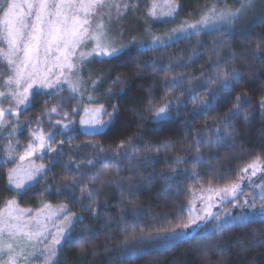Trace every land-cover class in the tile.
I'll return each instance as SVG.
<instances>
[{
	"label": "snow or ice",
	"instance_id": "snow-or-ice-1",
	"mask_svg": "<svg viewBox=\"0 0 264 264\" xmlns=\"http://www.w3.org/2000/svg\"><path fill=\"white\" fill-rule=\"evenodd\" d=\"M130 4L138 10L139 5L132 4V0H0V74L7 73L6 77L0 78V138H3L5 132L8 137H14L22 131V125L9 124L8 117L18 118L20 114L26 113L32 106L33 97L40 95L51 99L61 93H69L37 118L36 128L31 130L29 142L22 153H19V141L13 143L9 139L5 145L4 158L0 163L15 164L6 173V178L7 190L15 192L16 196L27 195L41 185V192L54 189L55 195L64 196L73 203L80 202L82 208H89L94 203L97 189L88 181H100L102 184L113 182L112 179L104 180V176H109L107 171L102 174L100 171L82 169L81 164L75 163L70 156L64 167L71 175L63 177L62 185L57 187L48 179L51 167L36 164L33 159L42 160L47 156L49 165H52L65 155L64 145H70L73 133L77 132L73 115L79 114V107H73L69 113L62 111L61 104L65 100L82 97L87 92L84 87L86 83L90 82L92 90L96 91L105 82L103 78L91 79V73L89 81L84 80L81 72L88 64L120 61L129 54L130 47L136 48L137 55L162 53L176 42L200 36L202 32L231 34L242 17L253 11L258 4L264 7V0H235L237 6L226 4L224 7H220L217 0V3L198 13L200 18L195 23L182 21L164 36L153 35L144 42H138L133 37L129 44H124L117 42L111 34V25L127 13ZM180 10L178 0H150L145 22L173 23ZM253 56L264 61V54L259 48L253 52ZM144 64L157 71L163 67L156 57H150ZM210 69H214V74L208 77L207 83L215 85L214 90L204 85L195 86L193 81L199 78H189L186 73L171 77L165 74L164 87L170 92L182 88L183 99L172 96L160 106L153 104L150 108L153 122L160 125L172 119L174 106L186 108L191 104L193 112L207 115L221 99L231 105L218 118H213L212 127L199 129L192 134L196 155L177 156L173 161L177 166L187 164L189 159L194 165L203 163L204 157L200 154L199 145L206 143L209 148L213 143L222 145L231 136L227 129L233 126L234 119L240 117L241 113L245 122L252 117V113L244 107L251 103L247 93L233 95L234 90L242 85L244 74L236 67L229 68L219 62L210 65ZM204 75L201 73V76ZM123 82L120 77L111 81L112 84ZM108 94H111V89ZM88 99H93L91 94ZM47 102L45 100V104ZM258 107L264 118V94L259 99ZM118 113L117 106H113L111 112L103 105L85 106L83 114L79 116L81 134L92 137L103 134ZM53 114L60 118L53 122ZM44 116L48 118L47 125L43 123ZM25 123L31 127L32 121ZM45 127L52 130L46 132ZM132 139L139 137H129L128 141ZM128 141H121L108 152L102 145L91 141L74 147L96 149L92 159L82 161L96 168L109 163L118 164L119 159L131 160L138 149L135 145L129 149ZM161 147L171 150L165 143L146 147L145 151H160ZM187 171V168L181 169V172ZM258 173L264 174V159L259 155L240 168L236 179L223 187L209 186L190 191L187 207L181 209L182 216L186 213L187 218L178 217L175 227L147 235L141 229L137 236L134 226L132 239H147L159 247H171L195 233L207 232L209 223L212 224V230L220 233L256 216L264 218V180L256 183L252 179ZM189 175L195 179L200 177V173L195 170ZM162 179L173 181L171 175ZM245 180L248 182L246 186L252 191L241 199ZM77 190L79 196L76 195ZM197 200L202 205L199 208L196 206ZM257 201L260 202L259 206ZM225 203L239 211L233 214L231 210L222 207L220 211H213ZM97 214L98 210L93 209V216ZM80 222L81 217L72 213L64 204L53 207L43 203L33 215V209L19 207L15 198L6 200L0 207V264H60L58 253L61 249L91 239L84 232L74 235L75 227Z\"/></svg>",
	"mask_w": 264,
	"mask_h": 264
},
{
	"label": "trees",
	"instance_id": "trees-1",
	"mask_svg": "<svg viewBox=\"0 0 264 264\" xmlns=\"http://www.w3.org/2000/svg\"><path fill=\"white\" fill-rule=\"evenodd\" d=\"M179 1L181 10L177 16V21L184 18H195L199 10L206 7L211 1L213 2V0ZM144 2L146 0H134V3L139 5L138 13L147 10L148 6ZM177 21L156 24L153 30L161 33L165 32ZM188 45L195 50L193 52L189 49L186 50L189 61L184 67H181V71L186 72V74L192 75V73L194 74L195 71L199 70L214 72V69H210V65L219 62L229 68L236 67L249 73L254 82L264 85L262 76L264 61L253 56V52L257 51L258 48L264 54V7L261 5L258 4L240 23L237 22L231 34L226 35L221 32L201 33L200 36H192L189 39L178 41L168 50L172 51L174 56L177 57L179 51L185 49ZM156 54V52H149L146 55H140L143 58L142 61L135 62L137 53L133 51L122 61L127 64V67L121 68L117 62L106 64L102 68V74L108 75V77L111 75L110 80H113L116 76L124 77L129 80L133 88L143 89L148 97L151 95L155 101L162 102L165 95L172 93L164 87V76L165 74L169 76L170 71H173V69L165 72H151V70L145 68L143 60L155 57ZM141 76L147 77L149 81L146 82ZM99 91H104V87L99 86ZM100 96L102 95L98 97L102 99L103 97ZM125 97L130 98L131 101V104L127 105L130 107L131 115L128 113L126 115L129 118L131 117L134 122L133 126L136 128V134H138L143 146L158 145L164 139L171 140L170 136H166L160 141L152 139L150 132L154 125L151 120H146L143 97L137 96L129 90L125 93ZM43 102L42 96L33 97L32 106L26 113H23V116H26L27 113L30 115L40 113L45 105ZM128 122V119H126L121 124L127 123L128 126H131ZM23 134H25L24 130ZM238 134L239 136L235 134L236 138L239 137L240 140L241 137L245 138L242 131L239 133L238 130ZM256 135H263L264 138L263 127L257 130ZM3 140L4 138H0V147ZM253 141L255 142L256 139L246 140L248 144L254 146ZM83 142V140H76L71 142L70 145H64L65 155L52 165H49L48 158L44 159L51 167V172L48 173L49 180L59 187L63 183V177H70L71 174L64 165L71 156L75 163L81 164L82 169L100 171L102 174L107 171L109 176H104V180L112 179L113 182L102 184L100 181L94 183L88 181L97 189L94 203L89 208H82L80 202L73 203L64 196L53 195V202L66 204L76 215L81 217V222L77 224L78 229H76L91 237L90 241L82 242L85 247L84 250L80 248L63 250L61 253L62 264H264V242H259L264 240V218L262 217L249 219L228 227L220 233H216L214 230L195 233L187 238L178 250L174 247L140 250L142 241L132 239L134 226H136L135 234L137 236L140 235L141 229L147 235L148 233L163 232L175 227L178 217L187 218L186 213L183 216L181 214V209L186 208L185 199L171 201L164 207L162 205H148L143 194L149 189L147 168L152 162L155 163L154 160L151 162V158L147 155L137 153L131 160L119 159L118 164L109 163L91 168L82 165V161L88 154H91L92 149L83 146L79 149L74 147ZM128 143L130 145L134 142L128 141ZM99 144L105 148L106 152L116 146H108L103 142H99ZM257 148L262 147L256 146ZM109 159L111 158L109 157ZM157 161L160 162L159 159ZM75 163L73 167H75ZM216 163H218V160ZM162 164L159 163L157 169ZM8 167L7 164L0 163V207L6 200L13 198L20 204L36 206L41 200V193L37 188L22 197H18L15 192L7 190L8 184L5 173ZM164 167L161 169L165 170ZM224 181H231V178ZM107 189L111 190V194L113 193L110 198ZM76 195H80L78 190ZM105 199L109 200L110 205L100 207L98 214L93 216L94 206ZM107 219L112 221L110 226L105 223ZM126 240L128 243L134 241L131 247H126L128 245V243H125Z\"/></svg>",
	"mask_w": 264,
	"mask_h": 264
},
{
	"label": "rangeland",
	"instance_id": "rangeland-1",
	"mask_svg": "<svg viewBox=\"0 0 264 264\" xmlns=\"http://www.w3.org/2000/svg\"><path fill=\"white\" fill-rule=\"evenodd\" d=\"M179 4L180 1L178 0ZM146 3V2H144ZM148 3H150V0L146 3L148 6ZM213 3H217V0L211 1L209 4H207L206 7L203 9L211 6ZM132 4L134 3V0H132ZM235 5V0H219V6L224 7L225 5ZM130 4L129 9L127 13L118 21H114L111 25V34L115 36L117 42H123L124 44H129V42L132 40L133 37L136 38L138 42H144L151 38L153 35H159L164 36L168 34L171 29L176 28L180 25L182 21H187L188 23H195L200 17L198 13L203 10H199L193 19H181L177 21V17L175 20L177 21L176 24H173L170 29H168L165 32H156L153 30L154 25L156 24H162V23H152L151 21L145 22L146 14L148 12L147 10L143 13H138L137 9ZM250 13V12H249ZM248 13V14H249ZM247 14V15H248ZM242 17L238 23L242 21V19L247 17ZM120 33H123V36H120ZM207 33V32H202ZM177 43V42H176ZM175 43V44H176ZM198 44V43H197ZM190 50L193 52L195 49H193L192 46L185 47V49L180 50L177 57L174 56L172 51L167 49H164L162 53H157L156 58L158 59L159 63L163 65V67L160 68L159 71L154 70L150 65L145 66L144 62L147 61L146 59L143 60V66L145 68L151 70V72H165L170 71L173 69V71H170V77L178 75L180 73H186L181 71V67H184L189 61V58L187 57L188 54L186 53V50ZM133 51H136L135 47H130L129 54ZM128 54V55H129ZM126 55L122 60L120 61H113L117 62L121 68L127 67V64L123 63L122 61L128 57ZM143 58L140 57V55H137L135 58V62H138L139 60L142 61ZM117 64V65H118ZM106 64H99V63H93L88 64L86 66V69L81 72V76L84 78L85 81H89V74L91 73V79L96 80L103 78L104 83L100 84V87H104V91H99V86L96 89V91H93L91 88V84L86 83L84 87L87 89V92L82 96H77L76 100H65L61 104L62 111H67L71 113L73 107H79V114L73 115V120L75 123V127L77 129L76 133H73V141H79L83 140V143H79V145H84L85 143L91 141L94 144H99V142L105 143V145L112 146L117 145L121 141H128L129 137H138V134H136V128L133 126V121L131 120V117L129 118L126 113L131 115L130 107L127 105L131 104L130 98H127L125 96V93L127 91H131L132 93L136 94L137 96L143 97L144 101V107H145V116L146 120H151V123H153V129L151 130V136L152 139L160 141V139H163L166 136H170L171 140H163L161 144L158 145H152L149 147L159 146L167 143L171 150L167 148L161 147L160 151H145V148L147 146H143V143L140 139H132L129 142H134L129 145V149L131 145H135L138 149L137 153H143L155 161V163L152 162V164H149L148 166V176H149V189L144 192L143 196L145 198V202L149 205H162L163 207L166 206L171 201H180L185 199L186 207L189 200V192L195 189H199L201 187L207 188L209 186L220 188L223 187L226 183H230L231 181L236 179V174L238 170L242 167H244L246 164L250 163L252 160L256 158L257 155L261 156L262 159H264V138L263 135H256V132L259 128L264 129V118L261 117L260 109L258 107L259 99L262 94H264V85L254 82L251 79V76L249 73L240 71L244 74L243 76V83L242 85L238 86L235 90L233 95L235 94H241L246 92L248 98L250 99L251 103L246 104L244 107L246 110L252 113V117L249 121L245 122L243 120V113H241L240 117L234 119L232 121V127L228 128L227 131L231 133V136L224 140L222 145H215L213 143L212 147L209 148V146L206 143H202L199 145L200 154L203 155L204 160L203 163L200 164H193L191 159H189L187 164H182L180 166H177L173 161L177 156H186V157H193L196 155L194 148L195 146L192 144L193 139V133L199 129H203L205 127H212L214 125V119L218 118L219 115H222L223 112L227 111L228 108L231 106L230 103H225L223 99L218 101L216 103V106L212 108L211 111L205 115L203 112H193V106L191 104H188L186 108H181L179 106H174L172 109V119L162 123L160 125H157L153 122V118L150 112V108L153 104L156 106H160L164 100L170 99L172 96H180L181 99L183 97L181 96V92L183 91L182 88H178L175 90V92L169 93L165 95L164 100L162 102L155 101L151 95L149 97L147 94L143 91V89H136L133 88L129 80L120 77L123 83L120 84H112L108 77L102 74L103 66ZM101 70V71H100ZM201 73H204V76H201ZM214 72L207 71V70H199L195 71V73L192 75H189V78L192 77H198L199 79H196L193 81V84L195 86L204 85L205 87H210L213 90L215 89V85H208L207 80L210 75H213ZM7 73L0 74V78L6 77ZM262 76L264 78V72L262 73ZM119 77V76H116ZM113 78V80L116 79ZM143 80L146 82L149 81V79L145 76H141ZM104 85V86H103ZM185 87H187V84H185ZM109 89H111V94H108ZM91 94L93 99L89 101L88 95ZM69 93L64 92L61 93L60 96L53 97L49 99L46 96H42L45 104V100L48 102L44 105V108L41 110L40 113L30 115L27 113L26 116H23V113L19 115L18 118L8 117L9 124H20L22 125V131L18 133L14 137H8L6 132L3 135V143L0 147V161L3 160L4 154H5V145L7 144L8 140L11 139L13 143H16L19 141V153H22L24 147L29 142L30 132L31 130L36 128V120L37 118L41 117V115L45 112L46 109H51L53 106H56L57 103L61 100V97H67ZM102 95L100 97H103L100 99L98 96ZM103 105L109 112L112 111L113 106H117L119 108V113L115 116V119L111 123V125L104 131L103 134L97 135L95 137L92 136H86L81 134L82 130L80 129L79 125V116L83 114V109L85 106H99ZM7 103H5V107H7ZM60 117H57L55 114H53V122L55 119H58ZM128 119V123L131 126H128L127 123L121 124L123 120ZM32 121L31 127H29L25 122L26 121ZM207 121V123H205ZM191 122V123H189ZM43 123L44 125H47L48 118L46 116L43 117ZM24 127V128H23ZM23 130L25 131V134H23ZM52 129H49L45 127V131H51ZM239 130L242 131L245 138L241 137V140L239 137V134L237 135V132ZM209 135H211L209 133ZM256 135V136H255ZM60 138H58L59 141ZM253 141L254 146L248 144L246 140H255ZM144 148H142V147ZM256 146H260L262 148H257ZM92 152L91 154H88L85 159H92L96 149L91 148ZM226 149V150H225ZM261 149V150H260ZM225 150V152H223ZM143 151V152H142ZM263 152L262 154H260ZM221 157V158H220ZM48 158L45 156L44 159ZM36 164H44L48 166L47 162L44 159H35ZM84 159V160H85ZM160 160L157 161V160ZM218 160V163L216 161ZM157 162V163H156ZM159 163H163L161 167L157 169V165ZM165 164V165H164ZM9 167L6 170V173L8 170L12 167H15V164L8 163ZM87 165V164H82ZM88 166V165H87ZM156 166V169H155ZM165 166L162 170L161 168ZM90 167V166H89ZM187 168V172H181V169ZM173 169H176V172H173ZM193 170L200 173L199 179H195L189 175L190 172ZM5 173V175H6ZM171 175L173 177V181H167L165 179H162L164 176ZM231 178V181L225 182L224 180ZM49 179V178H48ZM256 183H260L261 180H264V174H259L256 177L252 178ZM7 180V178H6ZM247 180H245L244 184L242 185L244 189V194L241 196V199H243L245 196H247L252 189L247 187ZM8 184V182H7ZM151 186V187H150ZM41 185L37 186V190L40 191ZM110 189H107L108 197H112V194L110 192ZM41 200L38 202L36 206L31 205H23L20 204L18 201V205L21 208H30L33 209V215L35 214V210L42 207L43 203L51 204L53 207L62 205L63 203H55L52 201V197L54 194V189L50 192H41ZM110 194V196H109ZM218 199V198H217ZM259 201H257V206H259ZM4 205V203H3ZM2 205V206H3ZM66 205V204H64ZM109 200L105 199L103 202H100L99 204L94 206V209L99 210L100 207H107L109 206ZM1 206V207H2ZM196 206L199 208L201 207V203L199 200L196 201ZM231 210L233 214H236L239 209H235L232 207L231 204L225 203L222 206H217V208H214L213 211H220V208ZM68 209L74 213L69 207ZM76 215V213H74ZM78 216V215H76ZM259 216H256L254 218H258ZM251 218V219H254ZM119 220L117 219V222ZM247 221V220H246ZM111 220H105V223L107 226L111 225ZM51 227V225H49ZM77 225L75 227V233L74 235H78L81 233V230H77ZM77 230V231H76ZM123 230V229H122ZM208 230H212V224L209 223ZM125 233V232H124ZM194 235V234H193ZM186 240V239H185ZM182 240L178 244H175L171 247H174L176 250L180 248V246L185 243ZM133 242H129L126 247H131ZM80 248L81 250H84L85 248L83 246V243L75 245L71 248L65 247L60 250L58 253L60 264H62L61 260V253L63 250L66 249H77ZM163 247H159L156 245L155 242L150 240H143L140 244V250L144 249H159ZM42 259V258H41Z\"/></svg>",
	"mask_w": 264,
	"mask_h": 264
}]
</instances>
